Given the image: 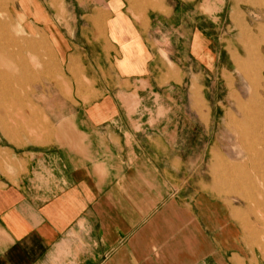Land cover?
Returning a JSON list of instances; mask_svg holds the SVG:
<instances>
[{
    "label": "rangeland",
    "instance_id": "374dc122",
    "mask_svg": "<svg viewBox=\"0 0 264 264\" xmlns=\"http://www.w3.org/2000/svg\"><path fill=\"white\" fill-rule=\"evenodd\" d=\"M32 1L56 12L53 20L61 26L85 24L73 12L87 0ZM18 2L0 0V72L10 68L15 76L4 96L8 104L0 105L1 143L72 136V129L59 128L64 119L57 110L97 101L96 82L84 78L81 67L68 72L47 33L25 31L24 16L14 14ZM91 2L101 10L110 3ZM196 3L184 15L166 14L160 7L161 17L133 16L141 25H152L153 40L144 48L150 80L117 85L100 73L97 82L128 93L120 98L128 112L118 117L135 121L128 132L143 139L145 162L176 202L174 209L161 210V220H174L169 228L177 233L186 230V242H176L178 258L197 257V264H264V41L241 42L238 27L241 21L251 36L260 37L264 7L225 0L222 11L221 1L217 7L209 0L211 10L203 11ZM140 5L147 8L146 1ZM123 8L131 12L136 1L127 0ZM114 19L97 16L94 24L102 31ZM9 52L13 61L7 60ZM236 154V161L229 156ZM8 160L0 150V169L6 170Z\"/></svg>",
    "mask_w": 264,
    "mask_h": 264
},
{
    "label": "crops",
    "instance_id": "0c3cea01",
    "mask_svg": "<svg viewBox=\"0 0 264 264\" xmlns=\"http://www.w3.org/2000/svg\"><path fill=\"white\" fill-rule=\"evenodd\" d=\"M106 1L108 7L101 10L87 0L73 12L85 24L72 29L54 21L57 13L43 3L19 0L14 7L19 12L15 15L24 16L25 31L49 35L68 72L81 67L84 78L96 82L93 91L98 100L57 110L64 119L59 128L72 129V136L7 145L0 140V150L9 156L6 170L0 169V264H192L194 260L176 255L177 239L186 242L185 228L177 233L169 228L174 220H161V210L174 209L176 202L169 200V188H161L158 174L145 162L143 139L128 132L135 121L119 120V113L128 112L120 101L128 93L103 88L97 81L100 73L117 85L150 80L144 48L148 39L153 40L152 25H141L133 16L161 17L165 14L160 7L166 14L176 10L184 15L196 8L198 0H135L137 8L131 12L123 8L127 0ZM144 1L146 9L139 7ZM199 1L203 11L211 10L209 0ZM215 1L217 7L222 2L223 11L225 0ZM97 16L115 19L100 31L94 24ZM7 60L13 61L10 52ZM12 74L10 68L0 72V105L8 104L4 96L11 91ZM236 155L229 156L236 161Z\"/></svg>",
    "mask_w": 264,
    "mask_h": 264
},
{
    "label": "bare ground",
    "instance_id": "6f19581e",
    "mask_svg": "<svg viewBox=\"0 0 264 264\" xmlns=\"http://www.w3.org/2000/svg\"><path fill=\"white\" fill-rule=\"evenodd\" d=\"M241 1H244V2H246V4H249L251 7H264V0H241ZM243 19V18H242ZM236 20V19H235ZM244 22V21H243ZM241 24H243L241 21H240V23H238V27H239V31H240V37L242 38V41L241 42H244V43H246V44H252V43H255V42H257L258 40H263L264 41V28L262 29V30H259V31H261V33H260V37H258V38H254L253 36H251L252 34H250L249 32H248V30H245L244 28H243V26H241ZM245 25V24H244ZM260 26V25H259ZM258 26V27H259ZM257 27V28H258ZM247 29V28H246ZM259 31H258V33H259ZM254 36H256V35H254ZM257 37V36H256ZM262 37V38H261ZM260 43V42H259ZM263 44H264V42H262ZM257 45V44H256ZM247 47H249L248 45H247ZM256 48H258V51L259 52H261L262 53V49H260V47L258 46V47H256ZM242 49H243V47H242ZM248 50H250V49H248ZM253 50V49H252ZM255 50V49H254ZM258 52V53H259ZM246 53V52H245ZM257 53V54H258ZM247 54V53H246ZM252 55V54H251ZM250 55V56H251ZM247 56V55H246ZM250 59V58H249ZM248 59V60H249ZM255 59H257V58H254L253 60L255 61ZM247 60V59H246ZM261 64V63H260ZM262 68V67H261Z\"/></svg>",
    "mask_w": 264,
    "mask_h": 264
}]
</instances>
